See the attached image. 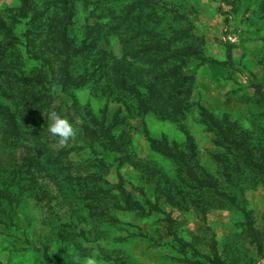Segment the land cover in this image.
I'll use <instances>...</instances> for the list:
<instances>
[{"label":"rangeland","instance_id":"374dc122","mask_svg":"<svg viewBox=\"0 0 264 264\" xmlns=\"http://www.w3.org/2000/svg\"><path fill=\"white\" fill-rule=\"evenodd\" d=\"M93 254L264 264V0H0V264Z\"/></svg>","mask_w":264,"mask_h":264},{"label":"clouds","instance_id":"9594fccd","mask_svg":"<svg viewBox=\"0 0 264 264\" xmlns=\"http://www.w3.org/2000/svg\"><path fill=\"white\" fill-rule=\"evenodd\" d=\"M48 118L51 120V124L48 126L49 133L57 138L60 145H67L76 134L73 124L54 111L49 114ZM83 264H98L95 254L86 257Z\"/></svg>","mask_w":264,"mask_h":264},{"label":"trees","instance_id":"16d2710c","mask_svg":"<svg viewBox=\"0 0 264 264\" xmlns=\"http://www.w3.org/2000/svg\"><path fill=\"white\" fill-rule=\"evenodd\" d=\"M24 1L26 2L27 0H24ZM157 108L159 110H162V111L165 110V106L162 103H160V105L158 103ZM149 141L151 142L153 150H155L156 152L161 153V154L165 155L166 157H169L173 160L175 159L177 162H179V164H181V168L184 170L186 175H188V176L194 175V173L192 172V169H191L190 162H189V158L192 159L193 154L195 152L193 143H190V145H189V154H185V153L179 151V149L175 145L172 147H169L168 144L160 145L157 143L156 140L152 139L151 137H149ZM157 210H159V209H157Z\"/></svg>","mask_w":264,"mask_h":264}]
</instances>
